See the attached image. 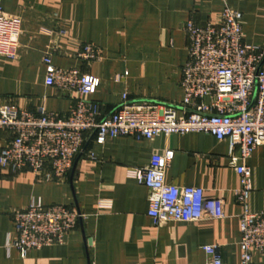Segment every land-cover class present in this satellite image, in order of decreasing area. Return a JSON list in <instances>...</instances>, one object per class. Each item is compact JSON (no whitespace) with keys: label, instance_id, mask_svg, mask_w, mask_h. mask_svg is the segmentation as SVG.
<instances>
[{"label":"crops","instance_id":"obj_1","mask_svg":"<svg viewBox=\"0 0 264 264\" xmlns=\"http://www.w3.org/2000/svg\"><path fill=\"white\" fill-rule=\"evenodd\" d=\"M21 18L18 57H0V105L65 114L76 92L44 83L47 50L55 67L77 68L99 79L94 94L102 117L126 94L130 101L177 105L187 61V20L217 21L225 6L242 14L245 45L264 46V0H0ZM63 33H60V32ZM101 56L86 63L77 58L84 44ZM166 148L174 157L167 183L196 186L205 197L224 204V217L156 226L148 216V189L128 175ZM228 142L201 132L132 136L96 144L88 135L84 152L65 181H40L30 171L0 173V264H211L203 250L217 245L222 264H241L239 178L227 162ZM252 188L249 212L264 210V145L248 159ZM40 200L66 204L80 218L63 243L29 250L22 256L7 242L15 237L12 211ZM249 264H264V250L253 251Z\"/></svg>","mask_w":264,"mask_h":264},{"label":"built area","instance_id":"obj_2","mask_svg":"<svg viewBox=\"0 0 264 264\" xmlns=\"http://www.w3.org/2000/svg\"><path fill=\"white\" fill-rule=\"evenodd\" d=\"M241 18L238 10L225 6L217 21L183 24L188 57L182 68L184 96L179 104L130 101L123 94L106 117L101 116L98 103L86 98L95 93L99 79L77 68L55 67L54 50H47L44 83L76 92L78 97L65 114L47 111L42 105L33 111L0 105V173L30 171L40 181H65L76 157L84 152L88 135L99 145L117 136L150 140L187 132L225 140L227 162L239 178L235 199L243 208L239 215L241 264L251 263L252 252L264 250V210L253 213L247 208L252 188L248 159L264 145V46L245 45ZM20 34L21 18L0 6V57H18ZM76 56L89 63L99 59L101 52L95 44L86 43ZM173 157L174 150L166 148L153 154L145 166L128 170L148 189L147 214L153 223L223 218L222 200L205 197L201 187L166 182ZM11 215L15 237L6 245L22 256L32 249L62 244L80 218L69 205H43L34 199ZM203 250L211 264H222L217 245H205Z\"/></svg>","mask_w":264,"mask_h":264},{"label":"water","instance_id":"obj_3","mask_svg":"<svg viewBox=\"0 0 264 264\" xmlns=\"http://www.w3.org/2000/svg\"><path fill=\"white\" fill-rule=\"evenodd\" d=\"M80 155H81V154H80ZM80 155H78V156L76 157V159H75V161H74V165H73V168H72L71 173L74 171V168H75V166H76V163H77L78 158H79Z\"/></svg>","mask_w":264,"mask_h":264}]
</instances>
